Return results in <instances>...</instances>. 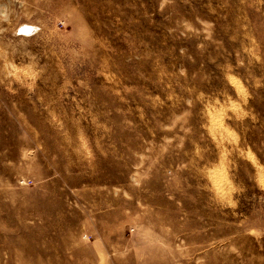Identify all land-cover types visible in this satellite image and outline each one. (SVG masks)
Instances as JSON below:
<instances>
[{"label":"rangeland","instance_id":"374dc122","mask_svg":"<svg viewBox=\"0 0 264 264\" xmlns=\"http://www.w3.org/2000/svg\"><path fill=\"white\" fill-rule=\"evenodd\" d=\"M0 264H264V0H0Z\"/></svg>","mask_w":264,"mask_h":264}]
</instances>
